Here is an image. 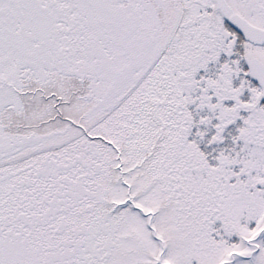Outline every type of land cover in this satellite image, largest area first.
<instances>
[{"label":"snow or ice","instance_id":"snow-or-ice-1","mask_svg":"<svg viewBox=\"0 0 264 264\" xmlns=\"http://www.w3.org/2000/svg\"><path fill=\"white\" fill-rule=\"evenodd\" d=\"M0 264H264V0H0Z\"/></svg>","mask_w":264,"mask_h":264}]
</instances>
